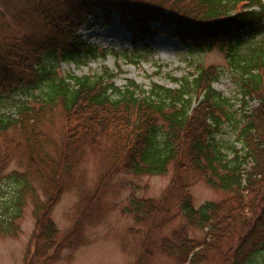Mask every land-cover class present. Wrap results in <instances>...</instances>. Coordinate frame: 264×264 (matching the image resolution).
<instances>
[{
    "label": "trees",
    "instance_id": "trees-1",
    "mask_svg": "<svg viewBox=\"0 0 264 264\" xmlns=\"http://www.w3.org/2000/svg\"><path fill=\"white\" fill-rule=\"evenodd\" d=\"M32 12L46 37L0 35V90L14 106L13 113H0V197L4 181L11 182L0 198V236L18 235L29 201L35 227L26 264L55 259L70 239L58 240L50 217L63 177L71 176L84 146L98 151L103 139L108 164L126 173L195 170L224 194L197 208L182 194L178 207L186 228L161 239L162 253L178 264H264V0H35ZM111 15L140 49L157 23L191 55L222 53L239 98L212 88L221 73L209 67L170 78L173 88L152 82L144 89L130 80L116 86L106 68L57 75L59 63L88 57L134 62L129 51L98 49L79 34L88 22ZM18 92L22 96L13 100ZM251 101L257 107L246 112ZM56 116L62 122L58 145L43 130ZM224 123L231 140L221 139ZM16 157L23 170L6 173ZM167 194L159 201L131 198L126 213L137 224L154 222ZM189 227L202 231V239L191 238Z\"/></svg>",
    "mask_w": 264,
    "mask_h": 264
},
{
    "label": "rangeland",
    "instance_id": "rangeland-1",
    "mask_svg": "<svg viewBox=\"0 0 264 264\" xmlns=\"http://www.w3.org/2000/svg\"><path fill=\"white\" fill-rule=\"evenodd\" d=\"M35 0H0V35H30L44 38L47 29L40 18L32 12ZM158 27L147 48L131 38L129 31L111 15L107 21L97 19L88 22L79 31L82 39L98 49L129 51L134 62L120 61L111 55L104 58H85L80 62H61L55 67L57 75L72 73L76 76L95 74L103 68L112 70L113 82L123 86L130 80L147 89L150 83L168 88L175 87L170 78H180L198 68L217 69L221 76L211 84L224 97H235L233 79L223 57L217 50L191 55L173 37L170 30ZM262 37L264 39V24ZM133 46L139 53H133ZM61 47H58L60 51ZM135 54V55H134ZM137 54H139L137 57ZM22 94L15 93L13 100ZM13 101L8 93L0 90V113H13ZM257 107L249 102L246 112ZM238 108V104H235ZM227 123L222 129V140H231ZM43 130L56 145L62 138V122L56 116L51 125ZM239 147V146H237ZM107 143L101 139L98 151L84 146L70 177H63V191L50 217L58 229V240L70 235L69 243L52 261L40 264H178L174 258L160 250L162 238H168L180 227L186 228L179 211L178 202L182 194H188L193 206L218 201L224 197L220 191L210 188L203 176L195 170L174 172L169 168L164 175H133L122 170L120 165L111 166L107 161ZM16 157L6 169L22 171ZM10 181H4L2 197L10 192ZM168 189L167 199L162 202L163 211L154 222L137 224L126 213L131 198L159 201ZM0 197V198H2ZM78 223V227L75 224ZM20 231L15 238L0 236V264L29 263L33 250L35 221L28 201L19 221ZM75 227V228H74ZM188 229L191 238L201 240L203 232ZM28 252V253H27ZM29 254V255H28ZM28 255V256H27ZM27 261V262H26ZM33 263L36 264L34 261ZM210 264H219L218 260Z\"/></svg>",
    "mask_w": 264,
    "mask_h": 264
}]
</instances>
